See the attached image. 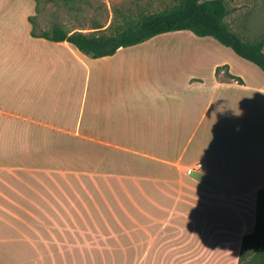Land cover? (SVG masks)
<instances>
[{"label": "crops", "instance_id": "0c3cea01", "mask_svg": "<svg viewBox=\"0 0 264 264\" xmlns=\"http://www.w3.org/2000/svg\"><path fill=\"white\" fill-rule=\"evenodd\" d=\"M34 14L33 0H0L3 187L22 195L8 178L25 184L29 177L35 193L38 183L53 199L62 179L66 187L57 188L69 203L75 179L105 210L102 223L89 226L129 239L138 231L151 236L168 223L166 213L184 207L235 211L245 228L241 244L264 189L263 72L185 31L92 59L67 42L32 37ZM198 162L203 170L188 175ZM5 193L0 202L27 210ZM30 201L40 210L37 198Z\"/></svg>", "mask_w": 264, "mask_h": 264}, {"label": "rangeland", "instance_id": "374dc122", "mask_svg": "<svg viewBox=\"0 0 264 264\" xmlns=\"http://www.w3.org/2000/svg\"><path fill=\"white\" fill-rule=\"evenodd\" d=\"M33 1L35 14L31 22L38 35L49 31L54 24L66 31L87 33L96 26L106 28L112 23L114 26L121 24L123 15L137 18L169 10L179 2ZM226 5L228 13L224 20L242 40L254 41L264 36V0H226ZM185 32L187 36L200 39ZM8 181L12 187H19L22 195L4 188L1 183L0 190L5 191L11 201L22 203L27 210H19L21 214L14 210L15 206L0 202L1 207H6V211L0 208V221L3 222L0 223V239L8 236L11 240L0 241V264H237L240 238L245 228L239 227L235 211L184 207L166 213L168 223L154 226L151 236L138 231L129 239L124 234L109 232L105 226H89L92 219L102 223L105 210L99 207L98 211L90 199L82 195L75 179L70 180L69 203L58 189L66 187L62 179L56 180L58 188L53 185V199L38 183L42 196L35 193L29 177L25 184L9 178ZM47 197L52 199L51 203L47 202ZM36 198L40 210L30 201ZM23 214L31 217L26 218ZM17 237L34 245L35 253L24 245L26 241H16L19 240Z\"/></svg>", "mask_w": 264, "mask_h": 264}, {"label": "trees", "instance_id": "16d2710c", "mask_svg": "<svg viewBox=\"0 0 264 264\" xmlns=\"http://www.w3.org/2000/svg\"><path fill=\"white\" fill-rule=\"evenodd\" d=\"M228 10L226 0H179L169 10L141 15L137 18L123 15L121 24L96 26L90 32L66 31L54 24L41 34L31 30V36L50 42H67L83 55L98 59L115 54L120 48L141 44L157 35L189 31L199 38H211L235 55L257 66L264 74V36L244 41L230 30L224 20ZM32 23V22H31ZM219 68L216 69L217 74ZM225 75L242 84L238 77ZM237 264H264V189L257 195L255 227L241 240Z\"/></svg>", "mask_w": 264, "mask_h": 264}, {"label": "built area", "instance_id": "2783aa9c", "mask_svg": "<svg viewBox=\"0 0 264 264\" xmlns=\"http://www.w3.org/2000/svg\"><path fill=\"white\" fill-rule=\"evenodd\" d=\"M202 170H203V164L200 163V162H198V163L194 164L192 167L187 168V169L185 170V172H186L188 175H190V174H192V173L199 172V171H202Z\"/></svg>", "mask_w": 264, "mask_h": 264}]
</instances>
